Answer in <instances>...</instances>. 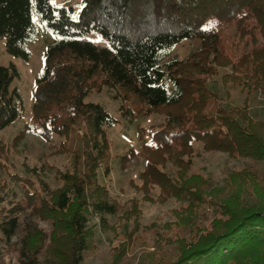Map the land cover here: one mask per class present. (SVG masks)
Wrapping results in <instances>:
<instances>
[{"label":"trees","instance_id":"trees-1","mask_svg":"<svg viewBox=\"0 0 264 264\" xmlns=\"http://www.w3.org/2000/svg\"><path fill=\"white\" fill-rule=\"evenodd\" d=\"M79 6L74 13L52 0H0V38L5 39L8 54L26 60L30 44L41 35H55L33 90L31 122L40 131L31 125L26 131L46 142L63 138L61 145L81 119L92 131L84 138L85 148L72 153L70 168L58 171V187L38 181L37 190L25 193L22 203H10L0 216L5 241L16 234L26 208L50 220L51 255L43 261L36 256L35 239L41 238V230L27 223L19 264H82L91 246L92 219L106 226V217L116 214L115 203L98 183V169L107 158L105 129L116 119L101 105L84 101L101 86L114 88L122 101L165 114L164 124L152 134L155 147L143 145L126 158L140 155L146 160L140 190L147 193L157 186L159 199L174 196L184 201L185 211L174 214L186 212L184 224L196 232L190 239L173 241L174 257L149 256L151 264H264V177L234 172L222 186L211 187L209 180L197 175L186 179L185 170L172 176L162 169L167 162L183 165L179 156H190L195 142L204 150L264 161V125L236 107H210L213 94L199 79L212 63L224 60L218 34L206 27V20L212 16L230 20L243 9L264 18V0H80ZM90 32L98 33L107 46L83 40ZM185 40H196L199 46L188 59L180 60L172 54ZM251 56L231 67L243 74L242 63H248L246 82L261 87L264 53ZM15 77L13 65H0V133L21 113L22 97L12 86ZM122 109L123 105L122 116L129 118L131 112ZM205 199L213 218L209 229L201 232L194 216Z\"/></svg>","mask_w":264,"mask_h":264},{"label":"rangeland","instance_id":"rangeland-1","mask_svg":"<svg viewBox=\"0 0 264 264\" xmlns=\"http://www.w3.org/2000/svg\"><path fill=\"white\" fill-rule=\"evenodd\" d=\"M52 3L58 7L67 6L74 13L80 8V0H52ZM205 24L218 34L224 59L221 64L212 63V69L199 75L205 88L213 94L209 106L224 110L236 107L243 110L251 121L264 125V83L256 88L248 85L244 76L249 67L246 62L241 66L243 74L231 67V63L235 64L243 57L251 58L252 52L257 55L264 53V18L258 19L243 9L230 20L212 16ZM82 39L100 47L107 46L96 32L85 34ZM54 40L52 33L41 35L29 45L30 55L25 60L8 54L5 39L0 38V65L15 67L18 77L13 79L12 86L18 88L23 101L20 116L0 133V198L3 199L0 201V216L12 203H22L25 193L37 190L38 181L51 189L58 187L61 184L57 178L58 171L70 168L72 153L85 148L84 138L91 131L90 125L81 119L70 129L63 145L60 144L63 138L55 136L46 142L36 133L26 131L27 125L40 131L31 122L33 90L35 78L44 68L46 49ZM198 46L196 40H185L174 47L172 55L186 60ZM116 94L114 88L101 86L98 90L93 89L84 100L101 105L116 119L113 126L105 129L107 158L98 169V183L105 187L110 200L115 203L116 214L106 217V226H102L97 218L92 219L95 225L91 246L84 252L82 264H151L149 256L156 259L174 257L177 249L173 241L190 239L196 231L185 226L186 212L179 217L174 214L175 211H185L184 201L174 196L159 199L161 191L157 186H151L147 193L140 190V174L146 160L140 155L126 158L129 153L139 152L143 145L155 147L152 134L164 124L165 114L156 110L149 112L143 104L122 101L121 95L116 97ZM121 105L123 111L128 109L131 112L130 119L122 116ZM180 157L183 165L167 162L162 169L172 176L176 171L185 170L186 179L197 175L209 180L211 187L222 186L234 172H256L259 177H264V161L204 150L198 142L193 144L190 156ZM106 164L108 172L104 173ZM206 201L195 209L194 223L203 228L201 232L209 229L213 218V209ZM29 210L26 208L20 215L19 227L10 240L5 241L0 233V264H19L21 250H25L20 239L27 223H33L41 230V238L35 239V247L39 251L36 256L43 261L51 255L52 244L48 239L50 220L40 219Z\"/></svg>","mask_w":264,"mask_h":264},{"label":"water","instance_id":"water-1","mask_svg":"<svg viewBox=\"0 0 264 264\" xmlns=\"http://www.w3.org/2000/svg\"><path fill=\"white\" fill-rule=\"evenodd\" d=\"M69 11H70V12H72V9H71V8H69Z\"/></svg>","mask_w":264,"mask_h":264},{"label":"snow or ice","instance_id":"snow-or-ice-1","mask_svg":"<svg viewBox=\"0 0 264 264\" xmlns=\"http://www.w3.org/2000/svg\"><path fill=\"white\" fill-rule=\"evenodd\" d=\"M53 2H54V0H53Z\"/></svg>","mask_w":264,"mask_h":264}]
</instances>
